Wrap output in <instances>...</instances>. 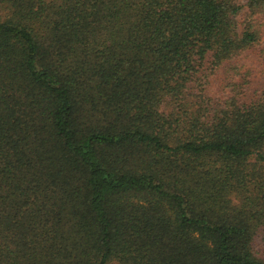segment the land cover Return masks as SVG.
Segmentation results:
<instances>
[{
	"label": "trees",
	"instance_id": "trees-1",
	"mask_svg": "<svg viewBox=\"0 0 264 264\" xmlns=\"http://www.w3.org/2000/svg\"><path fill=\"white\" fill-rule=\"evenodd\" d=\"M259 18L0 0V264H264V85L204 92Z\"/></svg>",
	"mask_w": 264,
	"mask_h": 264
},
{
	"label": "rangeland",
	"instance_id": "rangeland-1",
	"mask_svg": "<svg viewBox=\"0 0 264 264\" xmlns=\"http://www.w3.org/2000/svg\"><path fill=\"white\" fill-rule=\"evenodd\" d=\"M239 1L245 2V0ZM244 10L243 8L238 16L240 21ZM259 21L261 22L260 42L226 62L208 76V81L204 84V92L214 101L221 100L228 94L230 90L228 83L242 82L244 92L262 88L264 85V18H259ZM255 245L258 250L262 251L263 245L259 240Z\"/></svg>",
	"mask_w": 264,
	"mask_h": 264
}]
</instances>
